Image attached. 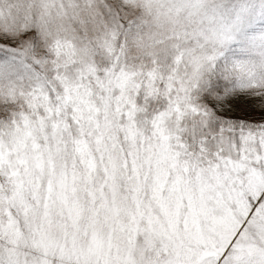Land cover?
<instances>
[{
    "label": "snow or ice",
    "instance_id": "snow-or-ice-1",
    "mask_svg": "<svg viewBox=\"0 0 264 264\" xmlns=\"http://www.w3.org/2000/svg\"><path fill=\"white\" fill-rule=\"evenodd\" d=\"M0 264H264V0H0Z\"/></svg>",
    "mask_w": 264,
    "mask_h": 264
}]
</instances>
